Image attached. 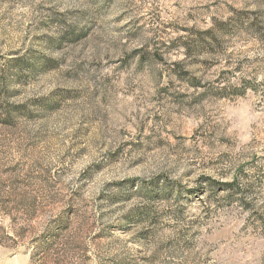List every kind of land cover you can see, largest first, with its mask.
<instances>
[{"label": "rangeland", "instance_id": "obj_1", "mask_svg": "<svg viewBox=\"0 0 264 264\" xmlns=\"http://www.w3.org/2000/svg\"><path fill=\"white\" fill-rule=\"evenodd\" d=\"M262 158L264 0H0V264H264Z\"/></svg>", "mask_w": 264, "mask_h": 264}, {"label": "trees", "instance_id": "obj_2", "mask_svg": "<svg viewBox=\"0 0 264 264\" xmlns=\"http://www.w3.org/2000/svg\"><path fill=\"white\" fill-rule=\"evenodd\" d=\"M264 160V158H262ZM259 170H262L264 172V165L260 164ZM247 177V175H246ZM247 180H245V178H240V174H236V176L234 177L232 182L227 183V186H229L231 188V190H236L237 193L241 195V201L244 203L243 206H245L247 209H250V202L249 203H245L244 201H246V191L248 192L247 188H251L252 187V183L250 182L249 178H246ZM254 207V206H253Z\"/></svg>", "mask_w": 264, "mask_h": 264}]
</instances>
